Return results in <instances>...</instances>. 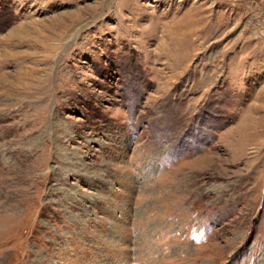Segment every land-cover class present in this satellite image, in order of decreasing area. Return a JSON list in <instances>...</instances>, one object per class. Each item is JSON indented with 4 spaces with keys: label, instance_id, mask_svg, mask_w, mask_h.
<instances>
[{
    "label": "rangeland",
    "instance_id": "1",
    "mask_svg": "<svg viewBox=\"0 0 264 264\" xmlns=\"http://www.w3.org/2000/svg\"><path fill=\"white\" fill-rule=\"evenodd\" d=\"M0 264H264V0H0Z\"/></svg>",
    "mask_w": 264,
    "mask_h": 264
},
{
    "label": "bare ground",
    "instance_id": "2",
    "mask_svg": "<svg viewBox=\"0 0 264 264\" xmlns=\"http://www.w3.org/2000/svg\"><path fill=\"white\" fill-rule=\"evenodd\" d=\"M7 118V117H6Z\"/></svg>",
    "mask_w": 264,
    "mask_h": 264
}]
</instances>
